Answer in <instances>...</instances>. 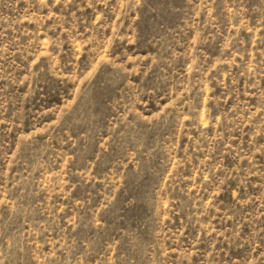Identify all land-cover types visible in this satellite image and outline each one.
I'll list each match as a JSON object with an SVG mask.
<instances>
[{"label":"rangeland","instance_id":"obj_1","mask_svg":"<svg viewBox=\"0 0 264 264\" xmlns=\"http://www.w3.org/2000/svg\"><path fill=\"white\" fill-rule=\"evenodd\" d=\"M0 264H264V0H0Z\"/></svg>","mask_w":264,"mask_h":264}]
</instances>
